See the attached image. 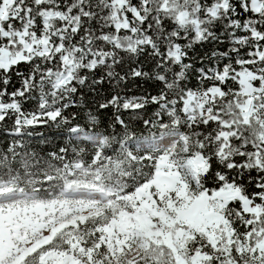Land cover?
Here are the masks:
<instances>
[{"label":"snow or ice","instance_id":"obj_1","mask_svg":"<svg viewBox=\"0 0 264 264\" xmlns=\"http://www.w3.org/2000/svg\"><path fill=\"white\" fill-rule=\"evenodd\" d=\"M0 264H264V0H0Z\"/></svg>","mask_w":264,"mask_h":264}]
</instances>
